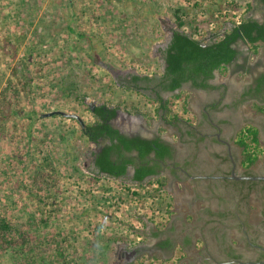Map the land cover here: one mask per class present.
Masks as SVG:
<instances>
[{
    "label": "rangeland",
    "instance_id": "1",
    "mask_svg": "<svg viewBox=\"0 0 264 264\" xmlns=\"http://www.w3.org/2000/svg\"><path fill=\"white\" fill-rule=\"evenodd\" d=\"M245 2L0 0V115L8 105L11 110L10 118L0 121V215L11 220L12 230H22L6 242L10 237L0 233V264L20 263L9 248L22 241L32 254L50 257L61 242L63 264L193 262L194 250L202 246L200 238L195 236L186 250L176 242L183 219L197 226L196 215L187 207L191 198L183 196V190L191 192L190 180L164 175L162 190L172 199L167 213L164 201L159 204L160 192L153 189L157 185L151 184L154 177L136 184L130 170L120 177L98 173L93 165L98 144L82 136L77 120L42 114L61 110L91 124L95 117L89 107L105 104L119 112L113 119L117 126L159 135L183 148L180 133L185 126L170 121L176 114L198 125L201 104L194 93L199 90L184 84L162 93L169 111H156L153 91L123 83L132 74L161 75L172 31L190 30L186 24L176 26V9L182 19L198 24L197 37L207 43L242 18L264 17L257 5L246 10ZM233 46L240 64L259 67L257 51L253 53L246 41L238 39ZM258 46V52L263 51L264 44ZM237 65L229 64V70ZM229 70H216V81L227 78ZM44 157L50 165H43ZM168 236L176 240L165 251L159 242ZM43 237L49 241L39 247Z\"/></svg>",
    "mask_w": 264,
    "mask_h": 264
},
{
    "label": "trees",
    "instance_id": "2",
    "mask_svg": "<svg viewBox=\"0 0 264 264\" xmlns=\"http://www.w3.org/2000/svg\"><path fill=\"white\" fill-rule=\"evenodd\" d=\"M249 8L250 3L247 2L246 10ZM180 11V9L174 11L176 26L181 28L186 24L190 30H188L189 32L182 29L172 31L171 37L163 50L165 66L161 75L139 76L132 74L123 83L124 85L126 84V88L132 86L135 90L151 87V91L156 94L155 99L158 101L156 111H169L168 102L161 97L158 92L160 90L173 92L180 89L183 83L187 82L195 88L213 89L215 86L211 85L209 80L214 77V72L225 69L227 64L231 63L238 54L233 46L236 40L242 39L246 41L253 53L257 51L260 42L264 44V22L258 23L255 20L251 21L244 18L234 23L229 30L224 32L223 36L218 35L215 40L203 43L197 37L199 35V32H197L199 31L198 24L195 25L191 20H188V22L182 19L181 14L179 15ZM79 35L82 36V34ZM262 85H264V72L258 78L255 90H258ZM68 90L71 91V86ZM185 105L186 103H184V109ZM91 112L95 117V121L91 124H84L83 127L80 126L82 136L90 142H97L99 137H105L109 140V143L105 144L100 152L94 153L93 164L97 172L112 177H120L126 173L128 165L134 164L132 181L139 184L147 177H154V181L151 184L155 183L157 185L153 189L156 193L160 192L158 194L161 197L159 204L161 205L164 201V210L168 213L169 208L172 206V199L162 190L166 177L158 174L156 168L159 167V164L155 160L150 163L147 156L153 152L155 159L161 160L170 155V145L161 141L159 137L147 139L120 133L110 124V120L116 115L115 107L101 104L95 106ZM10 114L11 110L8 105L5 115H0V121L10 118ZM56 115L54 114L52 117ZM172 117L173 120L178 118L176 114ZM236 143L242 148V165L245 168H249L255 163L261 150L257 129L251 125H246L238 133ZM131 151H136L140 163H136L134 158L126 155L127 152ZM44 159L43 165H50L48 158L44 157ZM132 193L139 194L133 191ZM166 198L167 201L164 200ZM12 229L11 220L0 215V233L10 237L4 242L10 240L13 234L19 235L22 231L21 229ZM154 235H157V233H154ZM42 241L39 247L47 244L49 239L44 238ZM60 244L61 242L57 245L56 250L51 255L52 257L41 255L40 252L32 254V252L24 248L25 242L23 241L20 245L9 248V252L14 259L20 261L19 264H63V250L60 248ZM162 244L170 245V242L166 240Z\"/></svg>",
    "mask_w": 264,
    "mask_h": 264
},
{
    "label": "flooded vegetation",
    "instance_id": "3",
    "mask_svg": "<svg viewBox=\"0 0 264 264\" xmlns=\"http://www.w3.org/2000/svg\"><path fill=\"white\" fill-rule=\"evenodd\" d=\"M247 2L250 3L248 11L254 10L253 5H257L264 12V0H246L245 3ZM245 19L255 20L258 23L264 22V17L259 19L256 16H249ZM184 84L191 86L189 82ZM198 89L209 93L213 91L212 89ZM142 90L150 91L151 87ZM251 91L256 95V93L264 91V85L258 90L250 89L248 93ZM158 92L160 95L167 93L162 90ZM91 107L94 110L95 106H90V110ZM202 117L201 123L199 122L196 126L180 118L170 121V123L177 122L181 127L185 126V128L182 127L185 132L180 133L184 140L181 143L183 146L181 149L159 135L144 136L139 129L129 131L120 127L122 131L119 132L127 136H140L147 139L159 137L161 141L170 145L171 153L161 160H156L153 152L147 156L150 163L155 160L159 164V167L156 168L158 174L169 176L173 180L184 177L192 182L194 190L196 189L199 194L209 193L215 199L208 203L211 206L215 205L217 211L203 210L200 212L201 219H204L203 225L195 228L185 226V234L181 237V239L187 240L184 243L185 247H190L193 244L195 236L201 239L202 246L197 250L196 255L202 263L213 264L215 261L216 264H240L239 262L242 264H264V124L260 126V135L263 139L259 140L261 150L257 160L249 168L238 170L231 149L226 142V158H219V164H208L209 149L207 147L210 144L212 146L219 144L217 141L220 125L210 112L206 111ZM239 119V117H233L231 120L239 121ZM241 121L247 122L249 119L244 117ZM92 143L98 144L94 152L97 153L105 144L109 143V140L99 137L97 142ZM199 153L203 155L197 156ZM126 155L134 158L136 163H140L136 151L127 152ZM200 160L203 163L200 164L198 162ZM222 165H225V168H222ZM134 168V164L127 167V171L131 172V177ZM232 171L235 176H243V178L228 177L231 176ZM210 175L217 177H207ZM200 182L204 183L200 184L201 187L197 185ZM169 248L170 245L162 246L165 251Z\"/></svg>",
    "mask_w": 264,
    "mask_h": 264
},
{
    "label": "crops",
    "instance_id": "4",
    "mask_svg": "<svg viewBox=\"0 0 264 264\" xmlns=\"http://www.w3.org/2000/svg\"><path fill=\"white\" fill-rule=\"evenodd\" d=\"M256 54L259 57L257 60L258 65L260 64L259 67L256 66L255 63L250 64L251 66L249 68L243 66V64H240L239 60H237V55H236L235 59L229 64L237 63L238 67H236V69L232 67L233 70L231 71L229 70V64H227L225 69L228 68L230 72L227 78H223V80L217 82L214 73V77L211 80H209V83L215 86L212 89L213 90L212 92L209 93L201 89L195 88L199 90L194 94H196V96L198 97L199 100L198 103L201 104L199 109L200 112L199 122L201 123V120L203 118L202 116H204L205 112L207 111L208 113L210 112L214 116V118L217 119L220 125V131H218V141H217L219 144L218 145L216 144L214 146L210 144V146L207 147L209 149L208 150L209 155L207 154L208 164L209 163L219 164V160H220L219 158L225 159L226 147L228 144V147L231 149L232 152L233 160L237 164V169L241 170L242 168H245L242 165V159H243L242 148L236 143V139L242 127L246 125H251L255 127L258 132L259 140L263 139L260 135L261 132L260 126L264 124V91H260V93H256V95L255 92L252 93V91L247 93L250 89H254L257 86V80L260 77V75L264 72V49L263 51H259V52L257 50ZM250 70L256 73L254 74V77H250V75L248 74ZM246 73L248 75H246ZM243 77H246V80H243ZM244 100H246L245 102H249V104L246 107H245L246 103L243 102ZM236 102L237 103L241 102V103L240 105H238ZM230 108L236 109L237 112L231 113ZM242 108L246 109L247 112L246 113L242 112V114L240 111L238 112L237 109L241 110ZM216 109L217 111H215ZM212 110L214 111L212 112ZM230 117H239L240 119L239 121H235V120H231ZM242 117L248 118L249 121L242 122L241 121L243 119ZM234 123L235 125H233ZM230 126L232 127L231 129L229 128ZM163 139L170 142L172 145L176 146L174 143H172L171 140H167L165 138ZM202 155H203L202 153H199L197 156H202ZM198 162L200 164L203 163L201 160ZM221 167L225 168V165H222ZM183 191H184L183 196L191 198L190 205H187V207L189 206L192 209V213L196 215L197 218L196 225L197 226L203 225L204 219H201L199 213L202 212L203 210H207L209 212L217 211L215 205L211 206L208 203L210 199H208L206 195H209V193H206V195L202 193L199 194L196 189L194 190L193 187H191L190 193L188 192V189ZM173 203L176 204V200ZM185 211L186 210H182L183 213H185ZM187 214H190V212H187ZM197 215L199 216L197 217ZM198 218L200 219L198 220ZM185 226H188V222L187 220L183 219L182 225H179L180 229L178 228V232L180 231L179 234L180 239H177L179 241H176L177 244L178 242H180L179 245L181 246L182 250H186L184 249L185 247L184 243H186L187 240L181 239V237L185 234L184 233ZM176 237L178 236L176 235ZM176 237L175 236H173V238L171 236H168V238L164 237L159 242L160 248L162 249V246H166V244L164 245L162 244L164 241L169 240V242H171L173 239L175 241ZM197 239H199L198 236ZM199 240L201 241V239ZM197 250H199V248L194 250L195 251L193 254L194 259L193 262L190 264H204L202 263L201 260L197 258L196 255ZM213 264H216V262L214 261Z\"/></svg>",
    "mask_w": 264,
    "mask_h": 264
},
{
    "label": "water",
    "instance_id": "5",
    "mask_svg": "<svg viewBox=\"0 0 264 264\" xmlns=\"http://www.w3.org/2000/svg\"><path fill=\"white\" fill-rule=\"evenodd\" d=\"M91 110H93V107H91ZM118 113L119 112L117 111V114ZM54 114L62 115V116L68 117V118H74L75 120H77V122L80 124V126H82V127L84 126V122L82 121V119L80 118V116L77 115V114H75V113H66V112H63L61 110H53V111H49V112L43 113L42 114V117H47V116H51V115H54ZM110 123L118 131H122V129L119 126H117V124H115V122L112 119L110 120ZM207 177L214 178V177H217V176L210 175V176H207ZM228 177H232V178H243V176H241V177L235 176L234 171H232L231 176H228ZM239 263L242 264V262H239Z\"/></svg>",
    "mask_w": 264,
    "mask_h": 264
},
{
    "label": "built area",
    "instance_id": "6",
    "mask_svg": "<svg viewBox=\"0 0 264 264\" xmlns=\"http://www.w3.org/2000/svg\"><path fill=\"white\" fill-rule=\"evenodd\" d=\"M187 32H189V31H187ZM223 35H224V31L221 34H219V36H223ZM212 40H215V38H212ZM206 41H208V39Z\"/></svg>",
    "mask_w": 264,
    "mask_h": 264
}]
</instances>
